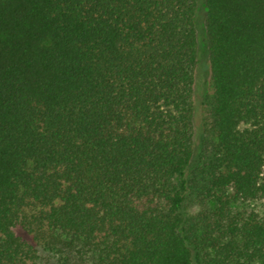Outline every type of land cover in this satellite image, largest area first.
<instances>
[{"label":"trees","instance_id":"16d2710c","mask_svg":"<svg viewBox=\"0 0 264 264\" xmlns=\"http://www.w3.org/2000/svg\"><path fill=\"white\" fill-rule=\"evenodd\" d=\"M202 1L196 151L200 0H0V264H264V0Z\"/></svg>","mask_w":264,"mask_h":264},{"label":"rangeland","instance_id":"374dc122","mask_svg":"<svg viewBox=\"0 0 264 264\" xmlns=\"http://www.w3.org/2000/svg\"><path fill=\"white\" fill-rule=\"evenodd\" d=\"M206 7L204 2L200 0L199 8L196 15L197 35H198V67H197V82L195 90V126H196V151L201 147L202 135L204 131V119L207 114L203 100L211 91V69L209 61V47L206 40ZM246 206L250 209H256L261 214H264V199L255 200L251 202L240 203L237 207L242 208ZM198 208L196 204H191V210L195 211ZM17 234L26 238L30 236L20 227H15ZM52 264H57L52 261ZM253 264H262L256 261Z\"/></svg>","mask_w":264,"mask_h":264}]
</instances>
